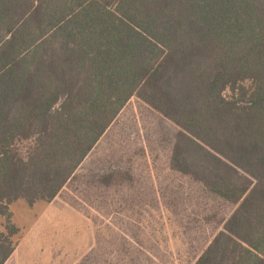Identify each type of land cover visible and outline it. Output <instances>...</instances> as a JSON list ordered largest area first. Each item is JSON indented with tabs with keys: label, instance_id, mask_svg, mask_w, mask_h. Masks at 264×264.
<instances>
[{
	"label": "trees",
	"instance_id": "obj_1",
	"mask_svg": "<svg viewBox=\"0 0 264 264\" xmlns=\"http://www.w3.org/2000/svg\"><path fill=\"white\" fill-rule=\"evenodd\" d=\"M132 99L235 206L194 264H264V0H0V264L10 207L55 201Z\"/></svg>",
	"mask_w": 264,
	"mask_h": 264
},
{
	"label": "rangeland",
	"instance_id": "obj_2",
	"mask_svg": "<svg viewBox=\"0 0 264 264\" xmlns=\"http://www.w3.org/2000/svg\"><path fill=\"white\" fill-rule=\"evenodd\" d=\"M176 133L132 99L53 203L10 207L7 264H194L235 206L171 170Z\"/></svg>",
	"mask_w": 264,
	"mask_h": 264
},
{
	"label": "crops",
	"instance_id": "obj_3",
	"mask_svg": "<svg viewBox=\"0 0 264 264\" xmlns=\"http://www.w3.org/2000/svg\"><path fill=\"white\" fill-rule=\"evenodd\" d=\"M53 202H54V201H53ZM53 202H52V203H53ZM11 257H12V256H11ZM11 257H10V258H11ZM9 260H10V259H9ZM9 260L6 262V264L9 262Z\"/></svg>",
	"mask_w": 264,
	"mask_h": 264
}]
</instances>
